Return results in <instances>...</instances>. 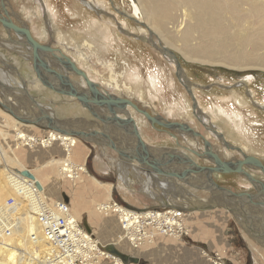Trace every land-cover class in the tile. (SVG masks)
Instances as JSON below:
<instances>
[{"label": "rangeland", "instance_id": "1", "mask_svg": "<svg viewBox=\"0 0 264 264\" xmlns=\"http://www.w3.org/2000/svg\"><path fill=\"white\" fill-rule=\"evenodd\" d=\"M87 1L90 3L87 4L84 0H7L5 6L10 12L13 10L17 17L29 26L34 38L43 44H50L58 49L59 51L56 50L55 52L56 57H62L64 54L72 58L78 67L87 72L90 78L104 90L111 93L117 92L118 96L126 97L153 115H160L168 121L190 123L191 127L201 132L212 143V149L222 154V157L224 150H230L237 159H242V155L236 150L228 149L216 137L213 130H217L228 143L236 147L243 149L247 143L249 150L246 151V154L255 156L264 163V69L241 71L223 64H203L186 58L182 50L176 45V47L171 49L181 65L182 72H179L176 63L166 57L153 44V41L155 43L160 41L165 44L159 33L132 16V1ZM136 1L138 2V0ZM91 7L103 10L96 11ZM0 9H2L1 6ZM12 18L16 23L18 22L14 16ZM140 28L144 31L141 32ZM151 30L154 36H151L149 32ZM59 33L64 41L63 44L57 41ZM21 41L23 42L13 30L7 31L0 23V51L10 57V63L8 62L10 65L8 67L0 59L1 146L8 155L20 162L25 170H29L33 175L42 179L45 186L47 185L46 196L49 199L52 201L59 200V195L63 194V197L67 198L68 202H71V208L80 218L82 224L86 225L87 222L93 225L97 231L96 238L100 240L99 237H102L100 242L105 247L109 244H114L116 249L133 257L136 251L132 250V246L127 240L120 238L121 233L117 232V225L113 217L101 216L96 209V205L108 201V198L112 196L115 200L123 202V204L126 203L124 202L125 200L129 203L132 202L131 200H135L134 205L142 209L160 208L161 206L154 204L155 202L151 199V197L157 199L156 193L153 191V187H156L157 183H153L155 186H152V182L142 181V179L135 177L132 178L133 185L128 181L127 185L123 184L122 180L118 178V174L109 167L116 168L118 165V153L108 145L97 144L79 137L77 138L80 139V142L72 151L71 158H75L73 161L77 165H84L88 173L83 172L81 175L83 178L81 179H62L67 177L61 175L59 164L57 166L48 164L52 157L57 159L64 157V146L62 144L58 143L53 147L50 146V148L42 146L40 141L37 143L33 142L34 144H24L16 138L17 126L11 120H17L20 123L21 121L3 106L10 101L17 102L18 105L22 103L31 104L36 109L37 104L41 103L45 107V110H43L48 112L47 116L56 117L57 119L68 120L72 117L74 118V116L80 117L79 119H74L75 121L86 119L83 117L95 119L75 98L74 100L71 97H67L66 100L63 99L65 96L61 95L59 101H53L51 93L46 92L39 97L35 93L30 92L28 94L30 100L25 99V94L22 92L23 85L19 80L20 77L15 76V72L19 71L23 77L27 78L28 84L31 83L33 76H37V74L30 61L24 58V51L27 49L29 51L30 48L25 45L26 48L22 47L23 45L19 44ZM158 45L161 46L160 43ZM80 48L85 53V60H81L74 54ZM50 65L52 68H56L59 72L72 78V80L79 82L80 85L85 86V81L82 77L73 75L62 64L56 61L51 63L50 61ZM151 74L157 76L158 81L161 82L163 87L161 92L154 91L151 81H149L150 79L148 80ZM219 76L221 78L218 80L216 77ZM245 76L247 79L241 82V79ZM113 77L117 80L118 85L124 86L125 83L129 85L131 87L130 91L118 92L108 88L105 83L110 79L113 80ZM42 84L44 85V83ZM24 88L26 90L27 85ZM29 88L28 85L27 92H29ZM44 88L54 93L48 87L44 86ZM234 92H237V96L234 95ZM238 96L243 102L242 107L235 103L236 99H239ZM31 99L35 100L37 104L35 105V102H32ZM62 107L67 111L66 115L58 118V112ZM70 107H72L71 112ZM201 111L205 112V114L202 115ZM236 111L237 113L240 112L239 114H241L242 118H239V114L237 115ZM186 113L189 115H184ZM18 114L20 115V113ZM136 115L142 116L143 120L145 119L141 122L142 125L140 124L145 132L140 129L143 134L141 136L144 141L151 143L153 148L173 150L186 146L188 148L204 149L202 138H195L174 130H164L159 125L152 126L145 116L140 113H136ZM6 116L11 119H6ZM22 116L27 117L26 115ZM201 116L208 118L211 123L209 125L203 123L204 119H200ZM226 116L228 119L225 118ZM62 120L60 123L63 125L74 127L73 123L67 124ZM232 122L235 126L237 123L239 127H235ZM24 124L18 125V127L25 133L34 135L37 138L45 137L50 130L38 125ZM87 125L82 126V129L86 128ZM171 133L175 134L177 138L172 137ZM177 139L183 147L177 145ZM123 140L128 146H135L133 138L125 137ZM159 145L163 146L156 147ZM187 152L196 158L198 164L213 165L209 160L199 158L189 150ZM119 163L125 164L120 162V160ZM132 163L136 162H127V164ZM3 165L4 163L0 162V170H4L5 165ZM121 167L125 169L126 165ZM20 168L18 164L13 166L15 172H18ZM98 168H101V170ZM137 168H133V170L138 173H147L142 166H140L141 169ZM102 170L106 171V173ZM255 171L258 173V177L254 176V179L263 183V173L256 169ZM118 173L120 174L121 171H118ZM122 174L125 180L126 177H129V180L132 181L131 175L128 176L125 170L122 171ZM156 177L163 179L160 181L158 178L166 196L169 195L168 197L171 200H173V197H179L183 201L181 191L184 190L182 187L186 188V183L177 180L175 177H161L158 175ZM95 178L103 183L100 185ZM214 180L236 193L257 194L258 190L260 191L262 188L261 185H254L249 179L239 173L214 174ZM243 180L245 183H242ZM106 183L112 185L111 190L109 188L111 185H103ZM187 186L189 194H195L196 198H200L199 194L204 197L202 198L204 199L202 200L203 202L196 206L206 205L213 198L212 193L208 191L195 190L191 186ZM183 196L188 199L187 195L184 194ZM206 197L209 198L206 199ZM123 198L125 199L124 201ZM193 201L195 200L193 199ZM86 204L88 205L87 208L83 209ZM259 204H262V202L248 204L241 201L233 205V211L226 207L215 206L214 208H220H216L217 210L212 212L196 214L203 218V226H199L200 228L194 224L190 226L195 221L191 219L189 220V225L187 224L189 235L184 238H175V240L199 244L200 240L195 235L200 234V229H204L201 233H205L208 229H213L212 231H214L215 228L221 233V237L224 235V238L229 240L228 245L223 248L224 250L218 251L220 253L223 252L226 264L264 263V213L263 209L258 206ZM187 206L191 208L193 204H186V209L188 208ZM182 210L185 211V209ZM112 215L116 216L115 214ZM194 216L191 215V217ZM115 219L117 220V217ZM216 222L219 228L216 227ZM201 248L205 249L204 247ZM100 264H116V262L113 258L104 257L101 259Z\"/></svg>", "mask_w": 264, "mask_h": 264}, {"label": "bare ground", "instance_id": "2", "mask_svg": "<svg viewBox=\"0 0 264 264\" xmlns=\"http://www.w3.org/2000/svg\"><path fill=\"white\" fill-rule=\"evenodd\" d=\"M84 1L87 4L90 3L87 0H84ZM131 1H132L131 5L133 6L132 16L138 21H142L146 23L147 26H149L151 29H154L156 32L159 33L160 38L162 37V39L165 42V44H162L160 41L157 42V44L158 43L161 44L160 46L161 48H165L166 50L172 52L171 48L176 47L177 45V47L180 50H182V53L184 54L186 58H188L189 60L203 63V64H223L228 67L235 68L241 71L247 70V69H262V70L264 69V0H138V2L136 0H130V2ZM11 19L14 21L12 17ZM47 20L49 21L48 18ZM140 31L143 32L144 30L140 28ZM149 32L151 33V36H154L152 30ZM57 37H58L57 38L58 43L63 44L64 41L62 40L60 33L58 34ZM22 47H25V46L23 45ZM24 53H25L24 58L30 61V63L32 64L34 68L33 58H32L33 56L31 55V51L30 50L28 51L27 49L24 51ZM74 54H76V56L80 58L81 60H85L84 59L85 53L81 51V48L79 50H76ZM60 58L63 59L64 58L63 55ZM0 59L1 61H4V64L7 65V67L10 65L9 64L10 57L7 56L6 54L1 53V51H0ZM171 61L175 62V60H171ZM16 72H15V76L17 75L18 77L21 78V79L19 78V80L21 81L23 85L22 92L23 94H25V97H26L25 99L30 100V98L28 97V94H30V92L35 93V95H38L39 97L42 96V94L48 92L52 94L51 97L53 101H59L61 99L62 94H58L56 92L52 93L50 91H47L37 76L34 75L31 80V83L28 84V81H26L27 78L23 77L19 71H16ZM136 75L138 74L136 73ZM113 76H115V74H113ZM18 77L16 78L18 79ZM149 77L150 78H148V80L150 79L149 81H151V85L154 91L161 92L163 87L161 85V82L158 81L157 76H155L154 74H151V76ZM245 79H247L246 76L241 79V82L244 81ZM74 82L80 85L79 82L77 81H74ZM105 84L108 88L118 91V92L120 91L129 92L131 89V87L127 85L126 83L124 84V86L118 85V82L116 79H114V77H113V80L110 79ZM26 85H27V88H28V85L30 87L29 92H27V88L26 90H24L25 89L24 87H26ZM80 86L86 87V84L85 86L84 85H80ZM104 91H107V90H104ZM236 93L234 92L235 96H237ZM113 94L118 95L117 92ZM62 96H65V98L63 99H66L67 97L69 98V96H66V95H62ZM31 101H34V100L31 99ZM235 103L239 107L243 106V102L240 100V97L239 99L238 98L236 99ZM36 104L37 103L35 102V105ZM5 105L3 106L9 107L12 110L15 109L16 113H20L21 116L26 115L29 118H36V117L40 118V117H46L48 115V112L46 111L47 112L46 114V112L44 111L45 107H43L41 103L39 105L37 104V106L40 107V108L37 107V109L34 108V106H32L31 104L29 105L27 103L26 104L22 103L21 105H18L17 102L14 103L10 101L7 104L5 103ZM71 108L72 107H70V112L72 110ZM128 109L131 115L137 121L136 125L137 127L139 126L138 130L140 131L141 129V131L144 132L140 124L142 125L141 122H143L145 119L143 120L142 116L136 115V113H139V112L133 107H128ZM66 112L67 111L63 109L62 107L59 110L57 117L58 118L64 117L66 115ZM202 113H201L202 115L205 114V112H202ZM239 113L240 112L237 113L236 111L237 115ZM150 114L153 115L152 113ZM184 115L188 116L189 114L186 113ZM197 116H200V115H197ZM238 116L239 118H242L241 114H239ZM121 117L125 118V116H122V115ZM9 118H10L9 116H6V119H9ZM52 118L56 122L58 121V123H60L62 120V119H57L56 117L55 118L52 117ZM79 118L80 117L78 116H74V118L72 117L71 119L62 120V121L66 122L67 124L73 123L74 127L81 126L80 128L88 124L87 127L83 129H88V131H93V130L100 131L99 127H95V126L92 127V124H90L93 121V118L90 119L87 117H83L86 119L77 120V121L74 120V119H79ZM225 118H227V116ZM200 119L202 120L204 119L203 123H206L207 125L211 123L208 120V118H206L205 116H201ZM11 121L12 123L15 122V126H17L16 138L19 139L20 142H23L24 144H32L33 142L38 141V138L36 136L25 133L22 129L18 127V125H23L24 123L17 122V120H11ZM239 122H240V119H239ZM181 123L190 125V123H187V122H181ZM30 126H33V125H30ZM236 126H238L237 123H236ZM2 131L4 130L2 129ZM140 134L143 135L141 132ZM47 135L48 136L50 135L51 138L47 141H44L45 144L42 143L44 147L54 146L58 143L59 144L62 143L65 146L63 148L64 157L60 159L52 157L48 161V164L54 165V166L55 165L57 166L59 164V166L61 167L60 168L61 175L63 177L66 176L68 178L67 172L70 171V162H71L72 165L75 167L74 168L75 175L73 176L74 177L73 179L83 178L81 177L82 175L81 173L82 172L88 173L87 169L85 168L84 165H79V164L77 165L75 162H73L71 158L72 151L74 150V148H76V146L80 142V139L77 138V136H74L68 133H63L57 130H49ZM71 144H73L72 148H70ZM177 145H180L179 147H183L178 139H177ZM162 146L159 145L156 147H162ZM176 149H178L176 151L178 152L179 155L184 156V157H190L195 162H196V158L190 155L187 152V150L189 151L195 150V151H199L202 153L204 152V149L200 150V149L188 148L186 146L183 148H176ZM243 149H244V152L246 153V151L249 150V145L246 143ZM216 153L222 159L223 157H226L227 158L226 160H236L237 159L235 154L230 150H224L223 157H222V154L218 152ZM195 156L198 157V155H195ZM199 158L207 159L206 157H199ZM223 160H225V158ZM0 162H3L5 165L4 170H0V205H2L1 207H4L5 211L8 214V217L14 218L16 220V226L13 227L12 234L8 237L5 236V237L0 238V264H43L41 261L37 259L39 258L40 251L45 250L46 244L41 239H39L38 241H34L31 238L32 232L33 233L35 232L36 234H38V236L40 235V232L38 230V227L33 217L34 209L31 208V201L29 199V196L32 194L33 190L35 189L34 181L36 182V180H38L42 184L43 188L40 189L38 187L39 189H37L38 193H40L42 196H46L47 188L44 182L41 179H39L36 175H34V178H31L25 175L23 172L29 171V170H25L20 162H18L13 157L8 155L6 151L4 150V148L1 146V143H0ZM16 164H18L21 167L19 171L17 170L18 172H15L13 170V166ZM66 164H68V167H66ZM131 165H132V168H136V166H141L137 162L132 163ZM120 166H123V165L121 164ZM247 169L255 171V169L246 168V170ZM175 170L177 171L180 169L176 168ZM256 175H258V173H256ZM18 176H22L23 178L20 179ZM245 177L249 179L247 176ZM95 180L100 185L103 183L97 180L96 178ZM242 183H245L244 180ZM103 185L108 186L111 184L106 183ZM109 188L111 190L112 185L109 186ZM182 188L184 189L182 190L184 192L181 191L182 196L181 195L180 196L183 198V202H186V204L192 203L194 199L196 204L193 205L192 207H195L197 204L202 203V201L200 202L198 198L196 199V197L194 196L195 194L194 195L189 194V191H188L189 188L187 185H186V188L184 187ZM184 194L187 195L188 199L184 198L186 197V196H183ZM199 195L203 196L202 194H199ZM173 200L177 201L181 199L179 197L177 198L173 197ZM214 200L223 201L224 199L220 195H217L215 199L211 198L210 201L208 202H211ZM257 202L258 203L262 202V204H259L258 206H260L263 209L262 205L264 204V194L262 195L260 200ZM102 203L104 202L99 203L98 206ZM120 238L122 239V237ZM106 257L113 258L116 263H120V258L114 255H110L107 253ZM254 264H264V263H254Z\"/></svg>", "mask_w": 264, "mask_h": 264}, {"label": "water", "instance_id": "3", "mask_svg": "<svg viewBox=\"0 0 264 264\" xmlns=\"http://www.w3.org/2000/svg\"><path fill=\"white\" fill-rule=\"evenodd\" d=\"M6 2L7 0H1L0 6L2 9H0V23L7 31L13 30L23 40V42H19L20 45H25L30 48L31 55L33 56L34 69L36 70V74L40 81L44 83V86L58 94L77 99L78 102L95 118L90 123L92 124V127H99L100 131H88V129H82L80 127L65 126L62 123H58V121L56 122L50 116L40 118L23 117L12 109L5 107V109H8L19 121L36 126L38 125L45 129L68 133L97 144L108 145L118 153L122 161L128 163L137 162L148 174H155L162 177H175L179 181L186 183L196 190L212 193L213 199H215L217 195H220L224 199L223 201L214 200L202 206H195L189 209L185 208V210H207L212 209L215 206H222L233 211V205L235 203L244 201L245 203L247 202L250 204L259 201L264 194V184L254 179L253 176L245 171V168L259 170L264 175V163L262 160L255 156L248 155L240 147L228 143L222 134L217 130H213L216 137H218L228 149L236 150L242 155V159L223 160L212 149V143L206 139L201 132L196 131L190 125L177 121H168L160 115L153 116L149 111L141 109L134 101L104 91L100 85L92 80L84 70L80 69L70 57L64 54V59L56 57L55 52L57 49L50 44H43L34 38L29 26L23 20L19 19L13 10L10 12L6 8ZM12 16L17 19L18 24L11 19ZM153 44H155L156 48H158L170 60H175L178 71L182 72L181 65L173 51L170 52L165 48H161L160 45L154 41ZM50 61L51 63L56 61L57 63L62 64L73 75L82 77L85 81L86 87L80 86L66 74L59 72L56 68H52ZM128 107L136 109L140 114L145 116L153 126L159 125L164 130H174L195 138H202L204 142V152L202 153L195 150H190V152L194 155H198V157H206L213 165H200L190 157L179 155L176 149H168L164 157H157L154 154L156 150L142 138L136 125V120L131 115ZM121 115H124L125 118H122ZM171 135L172 137H176L173 133H171ZM125 137L133 138L135 140V146L132 147L125 144L123 140ZM176 168H179L180 170L176 171ZM23 173L34 178V175L29 171ZM218 173L242 174L247 176L254 185L259 184L262 188L257 194L247 192L236 193L218 184L214 180V174ZM36 185L40 189L43 188L38 180H36ZM64 199L68 202L67 198L64 197ZM173 207L179 208L176 205ZM85 228L91 232V229L87 225H85ZM105 250L111 255L120 258L125 264H140L138 258L119 251L115 248L114 244H109L105 247Z\"/></svg>", "mask_w": 264, "mask_h": 264}, {"label": "built area", "instance_id": "4", "mask_svg": "<svg viewBox=\"0 0 264 264\" xmlns=\"http://www.w3.org/2000/svg\"><path fill=\"white\" fill-rule=\"evenodd\" d=\"M50 138V135H46L43 138H38L37 142L40 141L42 145ZM62 145L64 146V144ZM72 147L73 144L70 145V148ZM74 168L70 162V171L67 172V176L72 180L75 175ZM18 177L23 178L22 176ZM34 185L35 189L29 199L31 208L34 209L33 217L40 235L32 232L31 238L34 241L41 239L46 244L45 250L40 251L37 260L43 264H100L101 259L106 257L108 252L96 236L82 226L72 212L69 202L65 199L52 201L47 196L38 193L37 189L39 188L35 181ZM1 206L0 238L10 236L13 227L16 226V220L8 217L4 207ZM97 209L104 214L112 212L118 216L121 227L120 236L123 240H127L133 248L152 244L156 236L160 234L173 238H184L189 235L186 212L181 208L170 206L137 209L110 196L108 201L97 205ZM206 255L213 264H226L223 252H206ZM116 264L125 263L120 259V263Z\"/></svg>", "mask_w": 264, "mask_h": 264}, {"label": "crops", "instance_id": "5", "mask_svg": "<svg viewBox=\"0 0 264 264\" xmlns=\"http://www.w3.org/2000/svg\"><path fill=\"white\" fill-rule=\"evenodd\" d=\"M92 9H94L96 11L103 10V9H97V8H92ZM146 143H148L150 146H153L151 143H149L147 141H146ZM154 149H156V148H154ZM166 151L167 150L158 149L155 151L154 154L157 157L161 158V157H164V155L166 154ZM71 157H72V155H71ZM84 157H86V155H84ZM72 160H75V158ZM119 160H120V162L125 163V164H122V165H126L125 169H123L120 166L121 163H119ZM119 160H118V165L116 166V168H113L112 166H109V167L111 170H114V172H116V174H118V178L122 180L123 184L127 185L126 183L129 182V183H131V185H133L134 182H133L132 178H135V177L137 179H139V178L142 179V181L146 180V182H152L151 183L152 186H155V185H153V183L154 184L157 183L158 185L156 184V187H153V191H155V193L158 197H157V199H154L151 197L152 201L155 202L154 204H158V206H161L160 208H163V207H168V206H174L177 203L178 205L176 204V206H178L179 208H181V209L186 208L185 207L186 202H183L181 200H177V201L171 200L170 197H168L169 195L168 196L165 195L166 193L163 192L164 189L161 186V183H159V179H160V181H162L163 179H161L160 177H156L155 174L138 173V172H136V170H133L132 166H129L131 164H127V162L122 161L120 159V157H119ZM137 167L138 166H136V168ZM138 168H140V166ZM98 169L101 170V168H98ZM123 170H125L127 172L128 176L131 175L132 181L129 180V177L128 178L126 177V180L124 179V176L122 174ZM102 171L104 173H106V171H104V170H102ZM118 171H121V173L119 174ZM245 171H247L249 174H251L253 176L258 177V175H256L257 171L248 170V169L246 170V168H245ZM81 174H83V172ZM62 179H68V178H62ZM46 187H47V185H46ZM52 191H54V190H52ZM49 193H50V189H49ZM50 195H51V193H50ZM58 198L64 199L63 194L59 195ZM202 198H204V197L200 196V198H198V200H200V202H201L202 200H204ZM206 198H208V197H206ZM124 200L125 199L123 198V201ZM154 200H156V201H154ZM131 201H132L131 203L127 202L126 200L124 202L128 203L127 205L132 206L134 208L142 209V208L134 205V203L136 202L135 200H131ZM193 202H195V201H193ZM193 202H192L193 205L196 204ZM121 203H123V202H121ZM126 203H124V204L126 205ZM69 204H71L70 201H69ZM97 205H96V208H97ZM87 206H88L87 204L84 205L83 209H86ZM262 206H263V213H264V204ZM216 208H218V207H216ZM216 208L207 209V210H197V211L185 210L186 211V223L189 225V220L194 219L196 222L194 221L192 224H190V226L194 224L198 227L199 226L201 227V226H203V223H204L202 221L203 218L199 215H196V214H203L206 212H212L213 210H217ZM221 208H223V207H221ZM97 211L101 216H105L107 218L113 217V219L115 220V223L117 225V232L121 233V227H120L119 219L115 213H110V214L104 215V213L100 212L98 209H97ZM72 212L74 213L73 210H72ZM112 214L116 215L115 217H117L118 222L115 219L114 215H112ZM74 215L80 221V218L77 216V214L74 213ZM191 215H195V216L191 217ZM221 215L224 217L223 214H221ZM80 223L82 224L81 221H80ZM118 223H119V225H118ZM84 225L82 224V226H84ZM86 225L91 229V232L96 236L97 231L94 229L93 225L91 224L92 225L91 226L87 222H86ZM216 227L219 228L217 222H216ZM203 230L200 229V234L195 235V236H197L196 238H199V240H200L199 244L189 243V242H179V241H176L175 238H173V237H169V236H165V235H161V234L157 235L152 244L144 245V246L139 247V248H133L132 247V250L136 251L135 254H133V257L138 258L140 260L141 264H213L211 262V260L208 258V256L206 255V252L214 253V252H217L219 250L220 251L224 250L223 248H225V245H228L229 240L224 238V235L221 237V233L218 230H215V228H214V231H212L213 229L212 230L208 229L207 231H205V233H201V231L203 232ZM107 237H108V235H107ZM101 238L102 237H99L100 241H101ZM201 247H204L205 249H202Z\"/></svg>", "mask_w": 264, "mask_h": 264}, {"label": "flooded vegetation", "instance_id": "6", "mask_svg": "<svg viewBox=\"0 0 264 264\" xmlns=\"http://www.w3.org/2000/svg\"><path fill=\"white\" fill-rule=\"evenodd\" d=\"M5 38H6V37H5ZM250 75H251V74H250ZM252 76H253V75H252ZM216 78L219 80L221 77L219 76V77H216ZM253 78H254V77H253ZM253 78H252V80H254ZM241 149H242V148H241ZM242 150L244 151V149H242ZM215 152H216V151H215ZM223 159H224V157H223ZM226 159H227V158H225V160H226Z\"/></svg>", "mask_w": 264, "mask_h": 264}]
</instances>
